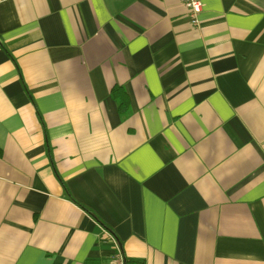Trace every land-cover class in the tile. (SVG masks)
<instances>
[{"label":"crops","instance_id":"0c3cea01","mask_svg":"<svg viewBox=\"0 0 264 264\" xmlns=\"http://www.w3.org/2000/svg\"><path fill=\"white\" fill-rule=\"evenodd\" d=\"M201 4L0 0V264H264V0Z\"/></svg>","mask_w":264,"mask_h":264},{"label":"built area","instance_id":"2783aa9c","mask_svg":"<svg viewBox=\"0 0 264 264\" xmlns=\"http://www.w3.org/2000/svg\"><path fill=\"white\" fill-rule=\"evenodd\" d=\"M188 13V19L192 26L196 27L199 23V14L202 9L201 0H180ZM109 264H127L126 259L118 250L111 258Z\"/></svg>","mask_w":264,"mask_h":264},{"label":"trees","instance_id":"16d2710c","mask_svg":"<svg viewBox=\"0 0 264 264\" xmlns=\"http://www.w3.org/2000/svg\"><path fill=\"white\" fill-rule=\"evenodd\" d=\"M112 97L117 102L120 114L125 117L128 114V100L125 92L119 86H113L111 89Z\"/></svg>","mask_w":264,"mask_h":264}]
</instances>
